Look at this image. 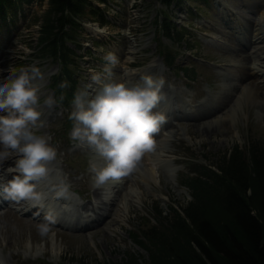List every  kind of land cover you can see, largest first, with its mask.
I'll use <instances>...</instances> for the list:
<instances>
[{
  "label": "rangeland",
  "instance_id": "rangeland-1",
  "mask_svg": "<svg viewBox=\"0 0 264 264\" xmlns=\"http://www.w3.org/2000/svg\"><path fill=\"white\" fill-rule=\"evenodd\" d=\"M220 1L248 26H251V23L256 25V22L264 19V3H261L264 0H207L206 2L191 0L189 3L181 2L170 7L164 6L158 0H106L104 3L92 0L95 7L105 10L107 17L105 19L109 23L98 28L95 17L86 14L79 20L82 21V29L76 33V36L74 35L76 43L74 45L71 42L67 43L68 47L79 56L72 69L77 80L75 91L90 82L92 72L102 70L103 57L111 51L119 59L134 60L138 63L136 67L141 66L138 69L122 68L120 63L114 69L115 81L118 76L125 73H134L136 70L140 71L154 65L160 66L155 76L164 77L166 81L164 89L168 90L169 87L170 91L173 89L174 92L184 93L182 101L194 104L207 94H215L220 84L218 73L223 68L221 65L223 50L210 43V35L214 32L209 28L220 26L222 23L219 14ZM47 8L46 1L41 4H23L22 9L15 15H7L8 26L0 22V50L6 51L9 57V62L5 65H3L5 57L0 58V70L8 73L9 76L30 65L39 67L45 77L41 88V107L47 95H52L57 100L52 83L62 69L59 64L54 63L49 57L42 56L38 51L40 24ZM190 8L196 10L193 15H188L187 10ZM165 16L172 19L176 26H185V36L182 41H176L178 45L171 44L168 39L161 37L159 30L155 28L156 21ZM98 30H102L103 33L99 34ZM124 50L135 52V55H127L128 52L124 54ZM164 50L172 54L175 52L176 55V62L169 69L162 64ZM180 69H183L184 73L180 72ZM257 90L263 97L264 88L258 86ZM247 95L244 108H240L237 116H234L235 123L224 125L219 132L208 137H200L195 129H189L186 134L184 127L190 121L176 120L179 134L168 145L172 155L163 158L160 163L164 165V170L167 169L169 179L162 178V175L159 179L158 167L149 160H144L148 173L143 169L142 174L153 181L154 187L131 186L135 190L137 188L139 192L143 191L142 199L139 203H135L136 208L131 209L128 221L120 222L115 230L108 234L105 241L101 240L103 231L100 229L97 233H88V235L92 234V238L86 239L83 232L55 227L50 229L47 235L42 236L38 228H34L36 224L33 225L31 232L28 228H22L17 224L22 220L18 214L9 213L7 214L9 232L2 231L3 235L0 234V254L5 256L4 259H7L9 264H11L9 262L11 253L21 255L19 264H116L126 260L127 255L138 256L141 262L146 260V252L132 242V236L142 235L152 225L159 227L155 208L169 214L170 207L179 209L180 206L192 201L191 194L182 186V182L187 176L195 177L191 173V170L196 168L195 165L199 167L217 163L220 156L234 145L245 151L253 142L264 149V99L254 101L249 98V93L245 95V99ZM70 111L71 104L57 102L49 109L52 118L45 120L44 128L37 134L51 138L49 143L52 141L50 145L58 151L59 165L67 171L63 173L64 176L70 175L71 183L75 184L74 190L84 198L83 196H91L92 192V189H86L85 179L91 172L89 166L93 155L70 139V131L67 130V126L72 124L68 119ZM190 158L195 163H191ZM74 194L75 197L78 195ZM77 198L79 204L87 203V200ZM54 234L57 236L55 237ZM16 241L18 243L21 241L23 248L14 246L13 242ZM29 244L32 249L27 253L26 245ZM53 245L59 247L58 253L54 255L51 251ZM36 247L41 248V251H36Z\"/></svg>",
  "mask_w": 264,
  "mask_h": 264
},
{
  "label": "clouds",
  "instance_id": "clouds-1",
  "mask_svg": "<svg viewBox=\"0 0 264 264\" xmlns=\"http://www.w3.org/2000/svg\"><path fill=\"white\" fill-rule=\"evenodd\" d=\"M103 60L102 70L92 72L90 82L74 92L68 119L72 122L70 139L96 158L90 167L93 187L106 192L109 185L136 171L145 154L154 150V137L166 121L156 110L166 99V81L163 76L144 74L135 82H117L114 69L120 59L110 51ZM44 79L41 69L30 65L0 82V163L11 152L19 154L14 169L17 174L0 186V196L43 211L38 224L42 236L57 222L56 212L47 201L67 202L75 196L67 178L52 166L57 151L49 143L51 138L37 134L45 124L41 119ZM68 86L67 81L60 84L61 88ZM64 99L62 93L59 101ZM56 103L52 95L43 99V106L49 109ZM42 181L48 182L47 193L39 190Z\"/></svg>",
  "mask_w": 264,
  "mask_h": 264
},
{
  "label": "trees",
  "instance_id": "trees-1",
  "mask_svg": "<svg viewBox=\"0 0 264 264\" xmlns=\"http://www.w3.org/2000/svg\"><path fill=\"white\" fill-rule=\"evenodd\" d=\"M44 1L48 8L40 24L38 51L62 67L52 86L57 102L70 105L77 83L72 69L79 56L67 43H76V33L82 29L79 20L84 15H93L99 25L107 23L106 16L92 0H0L1 24L6 25L7 15H15L23 4ZM158 1L170 7L191 0ZM157 23L160 32L174 41L180 42L185 36V31L178 30L167 17ZM164 60L173 66L176 55L166 50ZM64 81L69 86L61 88ZM62 93L65 99L60 102ZM71 127L70 123L67 130ZM195 167L191 170L195 177L187 176L182 182L192 201L179 209L170 207L169 214L155 208L159 227L152 225L142 235L132 236V242L146 252V260L127 255L116 264H264L262 146L252 142L243 151L234 145L217 163Z\"/></svg>",
  "mask_w": 264,
  "mask_h": 264
},
{
  "label": "bare ground",
  "instance_id": "bare-ground-1",
  "mask_svg": "<svg viewBox=\"0 0 264 264\" xmlns=\"http://www.w3.org/2000/svg\"><path fill=\"white\" fill-rule=\"evenodd\" d=\"M261 3L264 2L261 1ZM219 6L221 8L219 14L222 23L220 26H212L209 28L214 32L213 35H210V43L223 50L221 55V57H223V63L221 64L223 68L218 73L220 84L218 85L216 93L207 94L205 96L203 95L204 97L201 100L194 104H190V102L182 101V98L185 95L184 93L181 94L179 91L174 92L173 89L170 91L169 87L168 90L163 89L164 94H166V99L159 104L156 110L165 115L166 121L161 125L160 131L154 137L156 142L154 150L145 154L137 170L128 177H125L119 183L109 185L106 192L93 187V174L90 172L85 179V184L86 189H92L91 196H83V200H87V203L75 205L71 202H65V205L67 206L62 211L64 215H71L69 212L76 216L85 214L83 219L80 220L84 225L81 228H77L76 226L71 228L73 231L83 232L85 239L88 237L92 238V234L97 233L100 229L103 231L101 240L105 241L108 234L113 232L120 222L128 221V214L131 209L134 207L136 208L135 203H139L143 195V191L139 192L137 188L136 190L133 189L131 187L132 185H137L138 188L154 187L153 181L150 179L148 180L142 174V170L144 169L146 171L147 167L144 160H149L151 164L158 167L159 179H161V175L162 178L169 179L167 169L165 168L164 170V165L160 163L163 158L172 155V151L169 150L168 145L171 144L172 139L179 134V129L176 127V120L182 119L190 121L184 127L186 134L189 129H195L200 137H208L209 135L219 132V129L224 127V125L232 122L235 123L234 116H237L240 108H244L248 99V95L245 99L247 93H249V98L254 101L261 98L264 99V96L261 97L257 90L258 86L264 88V19L256 22V25L251 23V26H248L221 1L219 2ZM98 31L99 34L103 33L102 30ZM244 49H246V51ZM126 52H128L127 55H135V52L127 50L123 51L124 54ZM1 57H5L6 59L3 62V65L9 62V57H7L6 51L0 50V58ZM120 63L122 68L135 69L134 66L138 65L134 60L124 58L120 59ZM159 67L160 66L152 65L140 71L136 70L134 73H127V76L123 74L118 76L117 82H123L125 80L133 82L136 79L139 80V77L144 74L155 76V72ZM7 76L8 73H4L0 70V82H3ZM251 79L254 80L250 81ZM41 110L43 113L41 119L43 121L52 118V114H49V108L42 106ZM50 144H52V141ZM84 149L90 151L85 147ZM91 154L93 155V163L96 158L92 152ZM18 158V153L11 152L8 159L0 163V186L17 174L14 169L15 161ZM59 163L60 162L56 157L52 166L58 168L62 174L64 172L67 173L65 168L59 165ZM10 168L14 169L11 170ZM146 172L148 173V170ZM66 178L71 185V191L76 193L73 188L75 184L71 183L70 175ZM42 182L39 190L45 192L47 191V187ZM0 201V234L2 235V231L5 233L9 232V217H7V214L9 213L18 214L23 221L20 220L17 224L22 228H28L31 232L33 225L36 224L34 225V228H38V224L43 220L42 216L37 215L36 213L34 214L31 209H26L29 204L27 202L14 204L3 200L2 196H0ZM119 204L120 206L122 205V207H120ZM56 226L62 227L61 225L55 224L52 225L50 229ZM91 232L92 234L88 235V233ZM54 236L56 237L57 235L54 234ZM2 240L4 241L3 238ZM10 243L12 244V242ZM13 245L20 249L23 248L21 241H19V243L18 241L13 242ZM31 249L32 246L30 244L26 245L25 252L30 253ZM35 250L41 251V248L36 247ZM51 251L53 255L57 254L59 247L53 245ZM4 257L0 254V264H9ZM21 258L22 257L19 253H11L9 255V262L11 264H19V259Z\"/></svg>",
  "mask_w": 264,
  "mask_h": 264
}]
</instances>
